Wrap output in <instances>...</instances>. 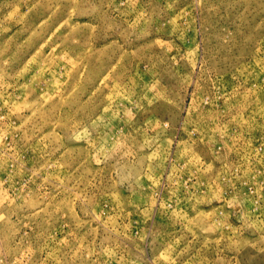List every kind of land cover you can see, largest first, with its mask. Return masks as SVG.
Returning <instances> with one entry per match:
<instances>
[{
  "label": "rangeland",
  "instance_id": "374dc122",
  "mask_svg": "<svg viewBox=\"0 0 264 264\" xmlns=\"http://www.w3.org/2000/svg\"><path fill=\"white\" fill-rule=\"evenodd\" d=\"M0 264H264V0H0Z\"/></svg>",
  "mask_w": 264,
  "mask_h": 264
}]
</instances>
